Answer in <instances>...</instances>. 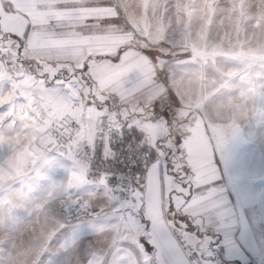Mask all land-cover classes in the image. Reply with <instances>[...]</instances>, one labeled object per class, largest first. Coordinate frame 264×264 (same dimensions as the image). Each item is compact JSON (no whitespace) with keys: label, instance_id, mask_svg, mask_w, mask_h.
I'll return each instance as SVG.
<instances>
[{"label":"rangeland","instance_id":"rangeland-1","mask_svg":"<svg viewBox=\"0 0 264 264\" xmlns=\"http://www.w3.org/2000/svg\"><path fill=\"white\" fill-rule=\"evenodd\" d=\"M101 1L122 11L144 49L160 54L159 65L163 59L189 53L171 61L170 78L184 88L187 102L198 95L190 89L184 70L191 72L192 84L200 85L198 110L220 156L243 169L264 261V0ZM7 51L0 49V163L10 161L18 149L25 151V162L16 167L0 165V264H104L114 246L133 240L132 217L120 203L108 213L111 220L103 219V213L95 219L63 221L60 205L65 201L107 208L115 200L102 183L86 179L75 161L52 151L49 123L5 122L10 116L4 112L9 108L4 106L10 100L8 84L14 79L10 64L18 67L16 51L6 58ZM52 63L58 62L43 63L44 70L60 68L50 67ZM31 67L43 73L40 65ZM45 80L50 83L51 73ZM46 88L36 95L43 101L52 94L46 95ZM38 98L27 95L32 113L41 103ZM100 187L103 193L97 191ZM69 224L73 231L57 237Z\"/></svg>","mask_w":264,"mask_h":264},{"label":"crops","instance_id":"crops-1","mask_svg":"<svg viewBox=\"0 0 264 264\" xmlns=\"http://www.w3.org/2000/svg\"><path fill=\"white\" fill-rule=\"evenodd\" d=\"M95 1L0 0V33L4 34V37L0 38V49L8 50L6 58L15 50L14 63L18 65L16 67L10 64V78L14 79H11L13 83L8 84L10 100L8 99L4 106L9 105V108L4 112L10 116L4 119L5 122L17 125L18 122L24 121L43 126L45 121L46 124L49 123L47 133L52 141L50 127L60 116L69 115L83 122L105 114L120 126L117 120L119 116L120 121L128 119L143 131L145 143H154L158 136L167 137L169 133L173 137L181 136L183 144L179 147V154L170 159L175 164V171L179 177H184L185 182L190 180L193 185H197L213 179L212 157L215 154L219 158L220 154L207 122L198 110L202 96L200 85L190 82L191 72L185 69L183 74L198 99L188 102L184 100L186 93L181 91L184 88L175 83L174 77L170 78L173 71L169 68L171 62H167L162 66L166 74L165 87L159 74L162 67L157 60L153 61L146 54L154 53V49H144L139 43L140 38L124 17L118 15L115 6L100 3L101 0ZM106 17L109 19H103ZM8 38L9 42L5 44ZM114 59L119 62L113 63ZM50 60L58 62L57 65H50L52 68L60 67L57 71L49 68L48 71L44 70L42 64ZM20 61H32L37 66L40 65L43 73L36 67L35 72L30 71ZM50 73V83H46L45 77ZM44 87H47L46 95L48 91L52 94L46 96L43 101L36 95H42ZM74 89L77 90L79 99L77 110L73 107L76 99ZM169 93H175L178 106H172L168 99ZM27 95L35 96L41 101L34 110L36 114L27 109ZM104 104L107 107L103 111L98 110ZM154 104L158 105L160 110L168 111L167 124L162 119L156 123L151 122ZM66 105L71 108L64 107ZM15 113L17 116H14ZM125 131L129 132L128 129ZM167 146L172 147L171 141ZM172 151L175 153L177 149L172 148ZM13 153L10 161H4L0 165L16 167L24 164L25 151L18 149ZM67 158L80 165L81 154L78 149L73 151L72 157ZM181 166H187L191 173L185 176V173L180 171ZM172 189L182 191L179 179L173 181L171 176H164L162 181L156 166L153 165L149 172L143 203L145 214L153 222V227L147 235L151 236L156 247L150 252H135L125 243H120L111 249L104 264H189L175 241V230L182 231L195 247L203 251L212 264H264L261 258L263 248L256 233L258 223L253 220L250 190L244 193L245 199L234 209V214L231 211L232 205H229L230 211H222L201 227V232L207 229L209 235L218 231L230 233L242 224L245 227L246 242L238 239L236 244H231L225 253L229 259L224 262L223 257L216 254L215 244L209 245L207 238L197 240L185 233L179 221L175 227L172 226L170 216H165ZM171 200L177 208L183 203L179 196L174 195ZM191 218L189 216V219ZM193 222L199 223V217ZM161 233L168 236L170 254L160 246ZM144 235L146 234L143 227L135 225L132 242ZM145 257L148 259L145 260Z\"/></svg>","mask_w":264,"mask_h":264},{"label":"snow or ice","instance_id":"snow-or-ice-1","mask_svg":"<svg viewBox=\"0 0 264 264\" xmlns=\"http://www.w3.org/2000/svg\"><path fill=\"white\" fill-rule=\"evenodd\" d=\"M146 54L153 61L156 60L157 55H160L159 53L152 52H147ZM118 62V59L113 60V63ZM168 99L171 101L173 107L178 106L175 93H169ZM92 103L95 106V102L93 101ZM105 107H107L106 104L98 110L103 111ZM136 118L138 119L139 117L137 116ZM150 119L152 123H156L162 119L167 124L168 111L160 110L158 105L154 104ZM117 120L120 122V129L119 137L115 143L112 140V137L116 135L115 129L108 133V149L112 154L106 155L103 150L98 152L94 139L91 150L92 158L88 164V176L94 181L103 179L112 189L113 196L117 199L107 208H104L103 204H98L92 211L99 213L103 209V219L111 220L113 218L108 213L122 201H130L134 205L139 200L140 206L135 211L131 208H126L125 211L132 217L137 227H143L146 235L139 237L134 243L127 239L124 243L135 252H143L145 250L150 252L156 247L151 236L147 235L153 227V222L144 212L143 201L149 172L153 165H155L162 181L164 176H171L173 181L177 179L180 181L182 191L171 190L169 193L168 211L165 214L166 217L170 216L172 226L175 227L177 221H179V225L185 233L194 236L197 240L207 238L209 245L215 244L216 254L222 256L224 262H227L229 257L225 253L229 250V246L236 244L238 239L241 242H246L247 240V232L243 224L230 233L218 231L211 235H209L207 229L201 232V227L206 221H212L216 216L220 215L222 211H230L229 205H232L231 211L234 214V209L245 199V177L241 165L230 163L229 159L223 155L217 158L213 154L211 163L213 165L214 178L206 183L193 185L192 181L185 182L184 177H179V174L175 171V164L170 159L179 154V147L183 144L181 136L173 137L169 133L167 137L158 136L154 143L149 144L143 142L144 133L136 124L131 123L128 119L120 121L119 116ZM125 129H128L132 133L131 137L125 133ZM101 136H103V133H101ZM169 141H171L172 147L167 146ZM172 148H176L177 152L174 153ZM121 158H123V161H121ZM97 161L101 163L98 164ZM109 161H116V163L109 164L108 167L101 166ZM180 171L184 172L185 176L191 173V169L187 168V166H181ZM130 186L131 189H134L135 193L131 196L129 195ZM184 189L186 191H183ZM97 191L103 193L104 188L100 187ZM174 195L181 197L183 200L179 208L171 200V197ZM101 199L107 200L106 197H101ZM185 208L189 210L184 211ZM189 216L192 218L189 219ZM197 217H199V223H194L193 221ZM72 231L73 225L69 224L61 228L56 236L61 237L62 233L70 234ZM125 231H131V229H125ZM160 241L161 248L170 254L167 234L161 233ZM80 243H83V239H81ZM209 254L212 255L211 252ZM144 259L147 260L148 257Z\"/></svg>","mask_w":264,"mask_h":264},{"label":"built area","instance_id":"built-area-1","mask_svg":"<svg viewBox=\"0 0 264 264\" xmlns=\"http://www.w3.org/2000/svg\"><path fill=\"white\" fill-rule=\"evenodd\" d=\"M113 129L116 131V135L112 137L113 143L119 137L120 126L109 116L105 114H100L93 119H86L81 122L69 115H63L58 117L50 127V134L52 138V151L60 155L61 157H72V153L75 150H79L81 154L80 166L83 170V174L86 179L94 181L88 176L89 172V161L92 158V147L93 140L95 139V146L97 151H104L106 155H111V151L108 149V133ZM103 133V136H101ZM130 137L132 133L126 132ZM144 142V141H143ZM123 161V158H121ZM100 164V161H97ZM116 163V161H109L106 164L101 165L102 167H108L109 164ZM102 183L110 197L116 201V197L113 196L112 189L107 185L106 182L101 180H96ZM134 189H131L129 195H133ZM124 209L133 207L130 201H122ZM97 206V205H96ZM95 205H89L88 203H72V204H62L60 208L63 213V221L65 223H75L79 221H84L87 219H95L101 216L104 212L103 209L99 213H94L92 209L96 207ZM106 208V206H103ZM83 210V211H81ZM175 241L185 255L189 264H212L204 255L203 251L195 247L185 236L182 231H173Z\"/></svg>","mask_w":264,"mask_h":264},{"label":"trees","instance_id":"trees-1","mask_svg":"<svg viewBox=\"0 0 264 264\" xmlns=\"http://www.w3.org/2000/svg\"><path fill=\"white\" fill-rule=\"evenodd\" d=\"M116 8V10H117V13H118V15L120 16V17H122V15H123V13H122V11L121 10H119V9H117V7H115ZM126 24V23H125ZM126 27H127V24H126ZM4 37V34H1L0 33V38H3ZM187 55H189V53H184V54H179L178 56H173V57H169V58H166L165 60H162L161 61V67L163 66L164 67V65L167 63V62H171V61H173V60H177V59H182V58H185ZM164 61H165V63H164ZM23 65H25L26 66V68H28L30 71H32V72H35V70H34V68H32L31 66H32V64H33V62L32 61H20ZM163 62V63H162ZM161 68V71H160V76H162V82H163V84L165 85V87H167V81H166V74H165V70H164V68ZM163 69V70H162Z\"/></svg>","mask_w":264,"mask_h":264},{"label":"water","instance_id":"water-1","mask_svg":"<svg viewBox=\"0 0 264 264\" xmlns=\"http://www.w3.org/2000/svg\"><path fill=\"white\" fill-rule=\"evenodd\" d=\"M135 193L133 192V195H134ZM140 206V201L139 200H137V202H136V207H139Z\"/></svg>","mask_w":264,"mask_h":264},{"label":"bare ground","instance_id":"bare-ground-1","mask_svg":"<svg viewBox=\"0 0 264 264\" xmlns=\"http://www.w3.org/2000/svg\"><path fill=\"white\" fill-rule=\"evenodd\" d=\"M74 199V198H73ZM68 202V201H67ZM66 201H65V203L64 204H68Z\"/></svg>","mask_w":264,"mask_h":264}]
</instances>
